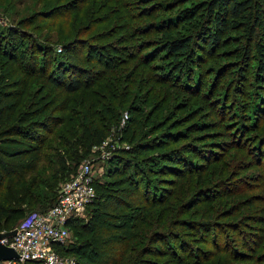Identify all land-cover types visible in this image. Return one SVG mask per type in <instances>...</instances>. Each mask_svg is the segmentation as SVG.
<instances>
[{"label":"rangeland","instance_id":"1","mask_svg":"<svg viewBox=\"0 0 264 264\" xmlns=\"http://www.w3.org/2000/svg\"><path fill=\"white\" fill-rule=\"evenodd\" d=\"M41 1L0 0V36L3 37L9 27L17 29L20 33L16 48L17 58L26 61L34 57L37 65L44 60L48 62L45 73H36L28 78V86L23 97L24 103L19 111H22L33 99L48 73L55 68V64L57 65L59 61L61 64H65L67 60L63 52L60 51V47L62 48L63 44L74 38L80 37L83 41L93 46L103 47L106 50L115 46L120 49H128L131 48V44L136 42L139 43L138 51L144 49L135 60L126 59L123 55L110 54L111 58L115 55V57H121L119 59L122 60V66L112 72V75L87 90L82 89L70 95H60L58 102L65 104V107H67V111L60 114L65 118V121L48 136L47 141L44 143V150L46 147H50L49 145H56L55 143L59 141L57 136L63 137L62 135L65 132L67 136V133H70L69 129L75 126V119L78 120L80 115L91 116L94 112V115L98 117L96 112L99 110V105L101 103L107 105L109 101L114 110L113 120L104 121L103 123L105 126H109V122L110 124L115 123L111 126L107 136L109 143L116 147L111 158L99 159V152L93 149L88 153L86 152L87 154L84 153L78 146L71 144L70 136L68 140L59 141L60 145L57 151L59 154L66 155L63 154L64 151L72 152L73 149H77L79 154L83 153L85 155L81 162H91L94 182L99 179L101 182L107 181L108 183L121 177L120 172L117 170L118 166L114 162L109 163L108 161L119 154L120 151H127L131 148V144L126 141L127 139L133 138L135 144L144 141L149 143L162 136L166 142L169 141L166 148L162 150L163 152L160 150H146L141 156L133 157L132 154L125 156L130 160V163L139 165V168H136L135 171L142 170L141 173L138 172V179L141 181L139 176L143 174L144 179L149 183V187L147 185L144 187L141 184L139 190L146 191L150 200L158 198L161 191H171L172 187H175V196L168 200L169 211L162 218V223L159 222L158 226L149 227L148 231L152 229L155 231L169 226L168 221L175 218V214L177 215L180 208L183 209V212L177 218L200 220L206 219V216L209 215V217L213 216L215 221H219L222 227H220L221 232H212L211 230L204 234L197 230L191 231L188 228L181 232L182 236L179 241L166 239L164 245H154L155 248L173 250L183 256H185V249H195L198 254L203 251L215 254L216 248L213 245L214 238H212V235L218 233L222 245H228L230 249L247 253L249 258L253 256L257 258L260 252L264 253V242L258 241L253 234L256 231L243 228L246 224L258 226L254 220L249 219V216H264L263 212L259 210L264 206V197H252L256 194L259 196L264 195L260 185L255 186L256 182H251L250 178L248 181L252 183V186H248V190L241 189L237 195L218 196L214 202H208L206 205L202 203L206 193H201L195 197V201L191 205L189 204L190 196L194 191L204 189L205 186L210 185L219 178H221L220 181H224L234 167L235 171L240 169L238 175H246L249 171L254 170L248 167L255 159L254 141L262 133L253 130L255 122L251 118L254 107L264 111V104H262V101H264V82L257 80L255 61L240 60L239 62V51H237L239 53L236 54L237 56H232V53L238 48L236 43L238 33L234 30H227L224 33L222 41L225 42L223 46L217 49L213 59H210L204 51V42L194 40L192 69L189 73H186V78L183 76L176 80L180 85L183 83L188 85L189 89L183 91L175 89L171 82H165L159 77L161 73L159 70L163 68L164 63L159 60L158 56L161 54L157 55L156 51L160 48L161 37H174L192 31L191 27H193L194 21L198 19L197 16L201 12L193 15L194 10L191 13L189 11L188 16H185L189 19L178 24L172 21L174 16L178 17L180 14H186L187 12L184 10H190L193 6H200L203 10L208 0H184L178 6L170 5L171 0L143 2L149 4V8H152V13L149 15H144V10L139 9L142 6L138 7L137 4L133 7H124L117 12L113 4L107 3V0H81V2H77V5L81 7L80 11L75 10L76 7L74 9L64 7L69 0H60L59 2H54L55 0ZM127 2L129 1L127 0ZM51 7H54L55 10L48 16L41 18L38 13L49 10ZM110 9L112 10L109 11ZM67 13H70V18L66 24H63V15ZM166 18L171 20L170 24L162 23ZM101 20L106 22L97 24ZM162 24L163 27H161ZM127 26H130L133 31L128 32L129 30H126ZM156 29H162L163 32H158ZM125 33H130V35L126 37L124 36ZM46 49H49L51 54ZM154 52L156 55L151 58ZM144 53L151 56L146 64L150 68L139 66L142 63L141 56ZM108 61L111 60L108 59ZM1 62H3V59ZM7 63L14 67L13 62L7 61ZM37 65L36 71L39 69ZM136 66L138 67L136 68ZM238 67L242 69V78H238ZM17 78L22 79V74H15L12 80ZM116 80L120 88L126 84L129 85L126 101L123 103H120L117 98L111 101L108 99L109 90L116 83ZM131 109L137 111L132 110V123H128L127 130L123 135L127 126L128 115L126 111ZM238 112L241 114L238 123L246 127L241 133L235 130L238 123L233 122L234 116H230L233 113L238 114ZM120 113L122 117L118 118ZM124 114L127 115L126 119ZM260 118L258 117L259 120ZM76 133L78 137H82L80 136L81 132ZM174 134H179L178 137L180 138L177 141H173L175 137H172V139L166 137ZM66 141L68 143L64 145ZM170 152H174L170 160L175 161L173 167L175 171L170 170L172 173L162 170L161 164L163 162L162 159H159L161 153L166 155ZM212 160L214 162L210 163ZM69 164L71 163L69 162ZM56 169L53 160L46 159L39 166L36 177L39 181H41V178L48 180ZM61 180L59 176L53 179V182L51 180V191L55 195H57L56 189ZM173 182H177V184L174 186ZM217 186L213 185L212 187ZM42 189L41 187L37 188L35 194L42 191ZM176 196H179L178 200L180 202H173ZM258 198H262V201ZM47 202H44L41 206H44ZM188 204L189 206H186ZM238 204H241V206L234 208ZM39 207L40 205L34 208H26L24 214L16 219L15 226L29 211ZM208 208H211L210 211H207ZM246 216L247 218H244ZM102 217L98 216L96 218L95 225L106 231L110 222L104 221ZM177 218L175 221H177ZM238 220L241 224L237 222ZM231 223H234L232 227H237L234 228L236 230L231 229ZM241 228H243V231L251 233L247 239H244L242 234H238V230ZM72 235L70 230V241L73 240ZM241 239L248 241L250 249H254L252 253L255 254L243 248ZM179 242H182L183 245ZM180 245L185 248H181ZM226 248L221 246V249L225 251ZM59 255L61 254L59 253ZM225 257L223 259H228V256ZM151 259L157 260L159 263L167 261V259ZM187 261L191 263L194 259H188ZM214 262H216L215 259L207 264ZM166 263L169 264V262ZM231 263L252 264V261Z\"/></svg>","mask_w":264,"mask_h":264},{"label":"trees","instance_id":"2","mask_svg":"<svg viewBox=\"0 0 264 264\" xmlns=\"http://www.w3.org/2000/svg\"><path fill=\"white\" fill-rule=\"evenodd\" d=\"M59 1L55 0L54 2ZM128 1L107 0V3L113 4L117 12L124 7H133V5L137 4L138 7L142 6L139 9L144 10V15L152 13V8H149V4H147L151 0ZM77 2H81V0H69L64 7H69L70 9L76 7L75 10L80 11L81 7L77 5ZM182 2L184 0H171L170 5L178 6ZM53 8L51 7L49 10L38 14L41 18L48 16L55 10ZM193 10V15L198 12L201 13L197 16L198 19L194 21L193 27H191L192 31L188 34L183 33L174 37H161L160 48L156 51V54H161L158 58L163 61L164 65L159 70L161 72L159 77L165 82H171L177 90L184 91L189 89L186 83L180 85L176 80L183 76L186 78V73H189L192 69L194 40L197 39L204 42V51L209 55L210 59H213L217 49L223 46L225 42L222 41L224 33L227 30H234L238 33L236 41L238 48L232 53V56H237L236 54H239L237 51H239V62L240 60L255 61L257 80L264 82V0H208L205 9L201 10L200 6H193L190 10H184L187 12L186 14H180L178 17L174 16L172 21L178 24L189 19L185 16H188L189 11L191 13ZM69 16L70 13L63 15V24L67 23ZM131 19L133 20V18ZM53 22L52 24H54ZM104 22L106 21L101 20L97 24ZM162 23L170 24L171 20L166 18ZM163 24L161 27H163ZM129 28L130 26H127L126 30H129L128 32L133 31L132 28ZM156 30L163 32L161 31L162 29ZM129 35L130 33H125L124 36L127 37ZM19 36L20 33L14 27H9L5 35L3 37L0 36V232L12 230L15 227L16 219L24 214L26 208H34L40 205L39 208L28 212L31 213L35 211L43 212L51 207L56 201L59 185L73 175L82 163L81 161L85 158V155L83 153L79 154L77 149H73L72 152L64 151L63 154L66 155L59 154L57 152L60 145L59 141L68 140L70 136L72 145L78 146L84 153H88L93 147L100 145L107 138L111 126L115 124H110L109 122V126L104 125V121L113 120L114 110L109 101L107 105L101 103L99 110L96 112L98 117L94 115V112H92L91 116L80 115L78 120L75 119V126L69 129L70 133H67V136L66 132L62 135L63 137L57 136L59 141L55 143L56 145H49L50 147H46L44 150V143L47 141L48 136L65 121V118L60 114H64L67 111V107H65V104L58 102L60 95H70L82 89L87 90L112 75V72L122 66V60L119 59L121 57L118 58L115 55L111 58L110 54L123 55L126 59L135 60L144 50L140 49L138 51V42L131 44V48L129 47L128 49H120L115 46L106 50L103 47L93 46L83 41L80 37L74 38L63 44L62 48L60 47V51L63 52L67 60L65 64H61L60 61L57 62V65L55 64V68L48 73L33 99L22 111H19L24 103L23 97L26 93L30 75L45 73L48 68L46 60L37 65L34 57L26 61L17 58L16 48ZM48 50L46 49V51ZM49 53L51 54L50 50ZM156 54L155 52L152 53L151 57L148 53H144L141 56L142 63L139 66H144L145 68L148 66L150 68L149 65H146L147 60L149 61V57L154 58ZM2 59L3 62H1ZM108 59L111 61H108ZM7 61L13 62L14 67L10 66ZM36 65L39 68L37 71ZM241 72L242 69L238 67V78H242ZM15 74H22V79L12 80ZM115 82L109 90L108 99L111 101L117 98L120 103H123L126 101L129 85L126 84L120 88L118 81L116 80ZM262 104H264V101H262ZM132 110L126 111L128 118L123 135L127 130L128 123H132L133 111H137ZM263 113L264 111L254 107L251 118L255 122L253 130L262 133L254 141L255 159L251 166L248 167L253 168L255 171H249L246 175H238L240 169L235 171L234 167L224 181H220L221 178H219L210 185L205 186L204 189L194 191L189 199L190 205L195 201V197L201 193H206L202 203L207 205L208 202H214L218 196L237 195L241 189L248 190L247 187L252 184L248 181L249 178L251 182H256L255 186L260 185L264 195ZM240 115L238 112V114L233 113L230 116H234L233 122L238 123ZM121 117L120 113L118 118ZM258 117H261L260 120ZM244 129L246 127L242 126L241 123H238L235 127L238 133L243 132ZM76 132H81L80 136L82 137H78ZM178 136L179 134H174L166 137L168 139L175 137L173 141H177L180 138ZM126 141L131 144V148L127 151H120L119 154L108 161L109 163L114 162L118 166L117 170L120 172L121 177L108 183L107 181L101 182L99 179L94 182L96 197L90 207L87 208L86 220L74 218L68 222L67 226L73 234V240L66 246H56L55 249L58 253L74 257V264H167L166 262H169V264H207L214 259L216 262L212 264H232L231 262L236 261H252V264H264V253L260 252L257 258H254V256L249 258L247 253L230 249L228 245H222L218 233L212 235V238H214L213 245L216 248L215 254L205 253L206 251L198 254L195 249H185V256H183L173 250L156 249L154 245H164L166 239L179 241L182 236L181 232L185 229L197 230L204 234L211 230L212 232H221L220 227L222 226L219 221H215L214 217H209V215L206 216V219L200 220L177 218L183 212V209L180 208L177 215L175 214V218L168 221L169 226L156 229L155 231L153 229L148 231L149 227L152 228L162 223V218L169 211L168 200L175 196V187H172L171 191H161L158 198L151 197L152 199L150 200L146 191L139 190L141 184L144 187L145 185L149 187V183L144 179L143 174L139 176L141 181L138 179V172L141 173L142 170L138 169V172L135 171L136 168H139V165L130 163V160L125 156L129 154H132L133 157L141 156L146 150H160L163 152L162 150L166 148L169 141L166 142L162 136L149 143L144 141L135 144L133 143V138H129ZM67 143V141L64 142V145H67ZM164 154L161 153L159 155V159H162L163 162L161 164L162 170L164 172L175 171L173 170L175 161L170 160L174 152ZM46 159L53 160L57 169L48 180L41 178V181H39L36 177V172ZM212 162L214 160L210 163ZM58 176L63 181L61 180L58 185L56 189L57 195H55L51 191V180L53 182V179ZM173 183L174 186L177 184V182ZM213 185L218 186L214 188L212 187ZM39 187L43 188L42 191L35 194ZM256 196L264 197L258 194L252 195V197ZM178 198L179 196H176L173 202H180ZM258 200L262 201V198H258ZM46 201L48 202L41 206ZM189 204L186 206H189ZM240 206L241 204H238L234 208H239ZM156 209L158 211H155ZM210 209L208 208L207 211H210ZM259 210L264 214V206ZM98 216H103L104 221L110 222L106 231H103L101 227H96L95 223ZM176 218L177 221H175ZM244 218H247V216ZM249 219L254 220L258 226L246 224L243 228L255 230L256 233H253L255 237L258 241L264 242V216L254 215L249 216ZM237 222L239 223L240 221L238 220ZM233 224L231 223L230 226L232 227ZM234 228L237 227H232L231 229L236 230ZM243 228L238 230V234H242L244 239H247L251 233L243 231ZM182 239L184 240V238ZM244 239H241V245L245 250L252 253L254 249H250L248 241ZM179 243L182 244V242ZM182 245H180L181 248H185ZM221 246L227 247L226 251L221 249ZM225 256H228V259H223ZM151 258L167 259V261L159 263ZM188 259H194V261L190 263L187 261ZM27 264L35 263L30 262Z\"/></svg>","mask_w":264,"mask_h":264},{"label":"built area","instance_id":"3","mask_svg":"<svg viewBox=\"0 0 264 264\" xmlns=\"http://www.w3.org/2000/svg\"><path fill=\"white\" fill-rule=\"evenodd\" d=\"M124 118L127 115L124 114ZM124 120V119H123ZM106 138L93 147L99 159L111 158L116 147ZM96 197L90 161H83L76 172L59 185L55 203L43 212L28 213L16 226L15 234L1 241L17 254L16 259L2 260L0 264H74L71 256L59 255L55 247L70 243L68 222L86 220L87 208Z\"/></svg>","mask_w":264,"mask_h":264},{"label":"water","instance_id":"4","mask_svg":"<svg viewBox=\"0 0 264 264\" xmlns=\"http://www.w3.org/2000/svg\"><path fill=\"white\" fill-rule=\"evenodd\" d=\"M14 234H15V229H12L10 231L0 232V261L12 260L17 258V254L12 248L7 247L6 245L1 243L2 240L10 238Z\"/></svg>","mask_w":264,"mask_h":264}]
</instances>
